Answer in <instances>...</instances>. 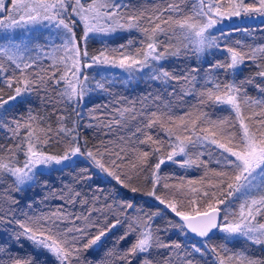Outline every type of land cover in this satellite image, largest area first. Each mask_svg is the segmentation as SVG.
Instances as JSON below:
<instances>
[{"label":"snow or ice","instance_id":"1","mask_svg":"<svg viewBox=\"0 0 264 264\" xmlns=\"http://www.w3.org/2000/svg\"><path fill=\"white\" fill-rule=\"evenodd\" d=\"M233 18L264 24V0H155L151 6L0 0V182L11 181L0 193V264H92L84 256L124 225L98 264H200L194 253L204 264H264V43L247 27H218ZM133 31L138 37L110 43L116 33ZM233 33L249 39L232 41ZM96 42L101 46L92 49ZM209 51L223 59L209 63L203 76L199 66L181 72L166 66L182 54L199 58ZM246 66L255 71L238 80ZM113 70L158 89L139 108L117 100L111 118L91 115L84 124L96 132L91 146L79 121L66 127L65 116L57 115L53 127L30 105L33 96L52 104L51 89L82 119L77 109L92 92L109 91ZM21 104L30 106L16 114ZM79 163H86L79 179L41 201H58L54 207L37 212L29 200L24 210L40 176ZM169 163L176 168L165 173ZM93 175L111 186L106 195L87 184ZM121 190L153 198L156 211L145 212L135 195L125 198ZM169 212L167 228L154 227ZM168 229L194 234L200 243L163 239ZM218 235L221 242L210 245ZM130 236L134 241L121 249ZM241 239L242 248L231 246ZM24 241L31 251L14 252Z\"/></svg>","mask_w":264,"mask_h":264},{"label":"trees","instance_id":"2","mask_svg":"<svg viewBox=\"0 0 264 264\" xmlns=\"http://www.w3.org/2000/svg\"><path fill=\"white\" fill-rule=\"evenodd\" d=\"M133 4H140L142 6H151L155 3V0H131ZM264 19V18H262ZM238 26V27H247L249 29L254 30V36L259 43H264V24L260 23V20L255 21H243L241 18H233L232 21H225L223 25H220L218 27H222L225 29V31L229 30V28L232 26ZM77 34H80V31L78 30ZM138 33L133 31L131 34L127 32H119L115 34V37L111 39L110 43L113 46L119 45L121 43H126L127 40L138 37ZM215 35H219V32H216ZM232 41H235L237 39H249L245 34L243 33H233L230 38ZM101 45L99 42L92 43L91 48L96 49L99 48ZM223 59V55L220 52H216L215 55L212 54L211 51L208 53H205L199 58L193 54V53H187L182 54L179 58H172V62L167 64L166 66L171 70L175 69L177 72L183 71L185 68H191L194 66L200 67V75L203 76L204 69L208 67L209 63H214L216 60ZM255 69L251 66H246L244 69L239 73L237 76V79H243L247 76H249ZM90 76H95V72L92 70H89ZM99 79V77H96ZM114 83H112L109 87L108 92H92L88 97L85 98L83 104L77 109L79 112L82 113V119L81 117H78L76 115V111H73V108L67 107L63 102L59 100V97L56 96L51 89L48 90L49 96L53 98V103L48 104L46 107L42 104L41 100L33 96L30 99V105L34 108V110H39L42 114H47L50 117V122L52 123L53 127H56V119L57 115H63L65 116L66 120V127H72V122L79 121L80 123V131L81 133L88 138L89 140V146L91 144L97 143L96 139V132L94 129H86L84 128V124L87 122H90V116L95 115L101 119L105 115H107L109 118H111L112 113V102L117 100H126L129 102H136V107L139 108L140 104L139 102L141 99L146 96L150 92H156L158 89V84L156 82L149 81L147 79H137L133 81H128L126 79V76L123 77L120 76H113L111 78ZM170 90V89H169ZM249 93L251 95H256V89L254 86L249 88ZM43 95V93H42ZM190 102H194L191 101ZM29 104H21L19 106V111L16 114H22L26 108L30 106ZM104 106H107V111H105ZM117 107H121L124 105L116 104ZM56 108V111H53V108ZM98 109V111H95ZM3 132L0 131V143H4L3 139ZM51 151H55V149H50ZM22 159V157H21ZM82 159V158H81ZM86 167V163H79L75 168L73 169H65L63 171L53 170L51 172H46L43 176L39 177L40 183H38L34 188H31L27 192V196L25 200L22 201V205L24 206V210H27L26 205L29 200L33 202V208L35 211H46L48 207H54L55 204L58 201H49L47 204L41 203L44 196L47 195V193L51 189L59 190L64 184H70L73 182V178L79 179L78 173L81 168ZM163 167V171L165 173L172 172L176 166L169 164H166ZM179 175H187L189 178H194L195 176L199 175V173H196L195 171L189 170V172L185 173L183 170H177ZM47 181L49 187L45 188L43 187V182ZM137 183H143V179L141 178L140 181H137ZM10 180H4L3 182H0V193H3L5 190L10 189ZM87 184H90L92 186V190H95L98 192V194L106 195L108 191L111 190V186L105 182V178L103 176H97L93 175L92 179L87 181ZM99 186V188L97 187ZM79 187V186H78ZM101 189L103 191H101ZM83 190L85 192L89 191L87 187H84ZM122 194L125 196V198L132 197L135 195V203L138 206H142L143 210L145 212L151 213L155 212L156 208L153 206L155 201L151 197L144 196L142 193H136L133 194L129 192L128 190H121ZM161 209H163V205L160 206ZM171 213H167L163 217H157L154 220V227H159L161 229L167 228V220L169 217H171ZM113 219L115 217H112ZM178 219V218H176ZM124 226L118 227L116 230H114L107 238V240L104 242L103 246L99 249V251H90L85 256V261H91L92 264H98V262L101 260V258L104 256L107 249L111 248L116 240L117 237L123 234L124 232ZM180 237V241L182 243H200V241L192 240L189 236H184L183 234L179 233L177 229H168V231L164 234H162V238L166 240H177V237ZM5 239L4 234L0 233V241ZM135 237L130 236L125 241H122L119 245L121 249L128 248L131 243L134 241ZM220 238L219 235L217 237H214L209 243L210 245L219 244ZM245 242L241 240L234 241L231 245L234 248H242L244 246ZM203 247V245H200ZM253 251L256 254H259L260 249L256 246H252ZM14 252H19L21 255L26 254L27 252L31 251V248L28 245L27 241H24V247L23 248H16L13 246ZM210 255V254H209ZM195 259L200 262V264H204V261L201 259L199 254H195ZM136 264H139L137 261Z\"/></svg>","mask_w":264,"mask_h":264},{"label":"water","instance_id":"3","mask_svg":"<svg viewBox=\"0 0 264 264\" xmlns=\"http://www.w3.org/2000/svg\"><path fill=\"white\" fill-rule=\"evenodd\" d=\"M188 236H189L192 240L200 241V238L195 237L194 234H189Z\"/></svg>","mask_w":264,"mask_h":264},{"label":"rangeland","instance_id":"4","mask_svg":"<svg viewBox=\"0 0 264 264\" xmlns=\"http://www.w3.org/2000/svg\"><path fill=\"white\" fill-rule=\"evenodd\" d=\"M113 71H115L117 73V75H115V76H120V77H123L124 76L122 74H119V70H113Z\"/></svg>","mask_w":264,"mask_h":264}]
</instances>
